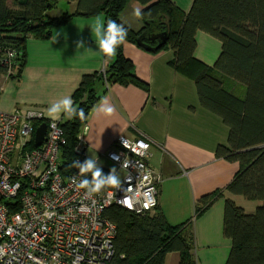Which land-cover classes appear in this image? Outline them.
<instances>
[{
	"label": "trees",
	"instance_id": "1",
	"mask_svg": "<svg viewBox=\"0 0 264 264\" xmlns=\"http://www.w3.org/2000/svg\"><path fill=\"white\" fill-rule=\"evenodd\" d=\"M132 0H77L74 12L59 16L47 14L58 0H0V48L16 54L12 76L19 77L25 64V43L30 36L47 38L53 29L74 17L104 13L128 29L126 42L157 53L171 48L173 66L189 75L196 86L200 104L220 116L228 126L226 145H218V158L239 164V170L225 191L248 200L264 201V0H193L187 14L171 0H134L140 11L142 27L133 30L120 20V13ZM203 31L221 42V52L213 66L194 58L196 33ZM167 34L160 46L152 40ZM0 65V75L6 74ZM227 81L245 87L242 97L227 89ZM111 83L134 84L147 90L130 59L117 55L102 71L82 76L72 95L74 106L87 117L104 88ZM85 120L73 117L60 120L65 143L61 147V170L73 171L74 146ZM104 174L109 172L102 170ZM91 178V174H87ZM221 194L202 196L195 207V218L204 214ZM104 216L116 226L113 239V264H164L170 252L180 253L179 264H196L193 256L191 223L171 227L158 208L153 215H140L111 205ZM224 235L231 241L226 264H264V205L253 213L226 199L223 214Z\"/></svg>",
	"mask_w": 264,
	"mask_h": 264
},
{
	"label": "crops",
	"instance_id": "2",
	"mask_svg": "<svg viewBox=\"0 0 264 264\" xmlns=\"http://www.w3.org/2000/svg\"><path fill=\"white\" fill-rule=\"evenodd\" d=\"M187 14L193 0H171ZM77 0H67L65 11L56 7L50 16L74 12ZM144 8L130 1L120 13V20L129 28L142 27L137 10ZM97 17L106 22L104 13L92 17H74L67 24L53 29L47 38L26 39V59L19 77L0 75V110L38 109L46 119L48 107L56 100L71 96L84 75L102 71L109 62L99 53L90 25ZM59 36L56 38V33ZM56 38V40H55ZM85 47L77 49V41ZM221 52V42L203 31L196 33L194 58L213 66ZM123 53L134 66L136 76L148 89L134 84L111 83L90 109L81 134L86 143V159L96 158L102 170L116 166L103 154L113 148L117 137L130 139L142 136L150 143L149 166L160 178L158 211L167 225L178 227L191 223L193 256L196 264H226L231 241L224 235L223 214L226 199L253 213L264 201L248 200L225 191L239 164L215 155L218 145H226L228 126L220 116L202 107L193 79L173 66L171 48L153 53L137 44L125 42ZM111 61V60H110ZM227 89L242 97L243 89L227 81ZM103 100L115 106V113L97 114ZM69 119L62 115L60 120ZM121 176V171H117ZM220 193L201 216L195 218L198 199ZM180 253L170 252L164 264H179Z\"/></svg>",
	"mask_w": 264,
	"mask_h": 264
},
{
	"label": "built area",
	"instance_id": "3",
	"mask_svg": "<svg viewBox=\"0 0 264 264\" xmlns=\"http://www.w3.org/2000/svg\"><path fill=\"white\" fill-rule=\"evenodd\" d=\"M17 54L0 48V65L13 73ZM46 124L44 139L34 145L35 131ZM65 143L60 120L38 109L0 110V264H113L116 226L104 216L111 205L136 214L158 208L161 178L149 166L150 143L139 136L117 137L103 154L121 171V186L106 188L93 199L61 170ZM81 132L74 161L86 160ZM94 201V202H93ZM147 205V206H145Z\"/></svg>",
	"mask_w": 264,
	"mask_h": 264
},
{
	"label": "clouds",
	"instance_id": "4",
	"mask_svg": "<svg viewBox=\"0 0 264 264\" xmlns=\"http://www.w3.org/2000/svg\"><path fill=\"white\" fill-rule=\"evenodd\" d=\"M139 14V10H137V15ZM90 27L93 39L99 49L98 52L103 55L105 60H112L117 55V49L126 42L128 29L116 20L109 19L105 22L101 17H97ZM58 36L59 33L57 32L56 38ZM84 47V41H77V49ZM96 111L97 114L110 116L115 113L116 109L108 100H103ZM47 115L53 121V126H55L56 121L61 119L62 115H66L69 119L73 117H78L82 121L86 119L85 110L75 107L71 96H64L53 102L47 109ZM72 167L78 168L79 176L84 177L83 179L73 177V182L76 183L77 188L86 190L85 195L89 199H93L96 194L106 188H119L121 186V179L115 168L108 174H104L96 158H88L83 163L75 160ZM89 173L91 178L87 176Z\"/></svg>",
	"mask_w": 264,
	"mask_h": 264
},
{
	"label": "water",
	"instance_id": "5",
	"mask_svg": "<svg viewBox=\"0 0 264 264\" xmlns=\"http://www.w3.org/2000/svg\"><path fill=\"white\" fill-rule=\"evenodd\" d=\"M166 38H167V34L163 33V34H158V35L153 36L152 40L158 39L159 40L158 46H160L162 43H164ZM45 132H46V124L41 123L35 131L34 145L36 147L42 143V141L44 139Z\"/></svg>",
	"mask_w": 264,
	"mask_h": 264
},
{
	"label": "rangeland",
	"instance_id": "6",
	"mask_svg": "<svg viewBox=\"0 0 264 264\" xmlns=\"http://www.w3.org/2000/svg\"><path fill=\"white\" fill-rule=\"evenodd\" d=\"M64 7H67V0H58V2H57V4H56V8L58 9V10H60V11H65L66 9H62V8H64ZM54 10V9H53ZM51 11V14H54L55 13V11ZM56 14V13H55ZM241 87H242V89H243V93H245V87L243 86V85H241V84H239Z\"/></svg>",
	"mask_w": 264,
	"mask_h": 264
}]
</instances>
